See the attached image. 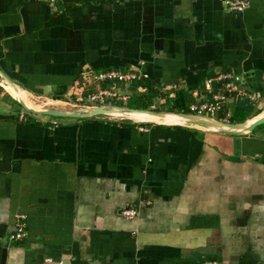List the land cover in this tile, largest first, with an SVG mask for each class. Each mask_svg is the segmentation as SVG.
<instances>
[{"label": "crops", "instance_id": "0c3cea01", "mask_svg": "<svg viewBox=\"0 0 264 264\" xmlns=\"http://www.w3.org/2000/svg\"><path fill=\"white\" fill-rule=\"evenodd\" d=\"M135 66L192 102L231 70L262 109L264 0H0V69L33 96L63 97L84 67ZM59 262L264 264V124L231 136L37 115L0 85V264Z\"/></svg>", "mask_w": 264, "mask_h": 264}, {"label": "built area", "instance_id": "2783aa9c", "mask_svg": "<svg viewBox=\"0 0 264 264\" xmlns=\"http://www.w3.org/2000/svg\"><path fill=\"white\" fill-rule=\"evenodd\" d=\"M53 3L58 0H40ZM225 7L231 11H243L248 6V0H223ZM145 75L138 67H130L126 70L102 69L96 70L84 67L72 84L67 88L60 99L65 102L82 103L83 105L115 104L117 102L127 103L131 95L132 84L135 81H143ZM264 78V76H263ZM247 77L235 74L231 70L218 71L207 77L203 82L205 95L188 105L190 113L211 116L220 120L228 121L231 111L227 108L229 104L240 98H247L260 105L262 96L251 90L247 83ZM146 87L143 84L136 86L135 91L143 92ZM198 97V94H195ZM54 98L45 100L44 103L51 105ZM160 103L165 104V97H161ZM150 109H157L154 103ZM220 116V117H219ZM53 123L56 124L55 121ZM120 214L125 218H132L137 214V209L126 204L120 209ZM14 231L10 239L22 240L25 236V215L17 214ZM59 264H64L59 262Z\"/></svg>", "mask_w": 264, "mask_h": 264}, {"label": "water", "instance_id": "95a60500", "mask_svg": "<svg viewBox=\"0 0 264 264\" xmlns=\"http://www.w3.org/2000/svg\"><path fill=\"white\" fill-rule=\"evenodd\" d=\"M4 84L10 85L18 93L24 91V89L15 83L9 76H7L0 69V85L4 88ZM5 89V88H4ZM29 93V92H28ZM36 100L38 97L33 96ZM18 104L24 108L26 111L37 114V115H49L53 117H77V118H88L93 116H103L110 118H118L130 120L134 123H152L157 125H167V126H181L188 128L202 129L206 132L221 134V135H231V136H244L253 134L254 128L259 125L264 124V106L256 114L246 118L239 122H230L220 120L211 116H205L190 112L174 111L168 109H143V108H133L129 106H119V105H77L75 103L65 102L61 100H52V105H69V109L65 108H40L34 109L27 106L20 96L14 97ZM49 99V98H47ZM57 102V103H54ZM142 115H152L159 118V120L143 119L140 118ZM168 119L173 122H166L163 119Z\"/></svg>", "mask_w": 264, "mask_h": 264}, {"label": "trees", "instance_id": "16d2710c", "mask_svg": "<svg viewBox=\"0 0 264 264\" xmlns=\"http://www.w3.org/2000/svg\"><path fill=\"white\" fill-rule=\"evenodd\" d=\"M143 84L146 87V90L143 92L135 91L136 86ZM133 92L130 95V98L127 101L129 107L133 108H150L154 102V98L158 97V90L151 81H135L132 85ZM66 90H62L60 94L65 93ZM59 95L54 96V99H60ZM192 102L191 91H188L183 88H178L174 92V97L165 96V104L163 108H157L156 110L168 109L174 111H183L189 112L188 105ZM254 101H251L247 98H240L228 105V109L231 111V116L228 121L230 122H239L243 121L246 118L252 116L253 114L258 113L261 109H255ZM241 117L240 119L237 117ZM220 117V116H219ZM127 121V120H126ZM129 121V120H128ZM179 128V127H176Z\"/></svg>", "mask_w": 264, "mask_h": 264}, {"label": "bare ground", "instance_id": "6f19581e", "mask_svg": "<svg viewBox=\"0 0 264 264\" xmlns=\"http://www.w3.org/2000/svg\"><path fill=\"white\" fill-rule=\"evenodd\" d=\"M4 88L5 90L11 94L13 97H18L20 96L21 99L23 100V102L31 107V108H34V109H40V104L37 102V100L34 99L33 95H31L30 93H28L27 91H20V93H18L16 90H14V88L10 85H7V84H4ZM54 103H57L54 101ZM140 118H143V119H152V120H159L158 117L156 116H152V115H142L140 116ZM164 121L166 122H173L171 120H168L167 118L166 119H163Z\"/></svg>", "mask_w": 264, "mask_h": 264}, {"label": "rangeland", "instance_id": "374dc122", "mask_svg": "<svg viewBox=\"0 0 264 264\" xmlns=\"http://www.w3.org/2000/svg\"><path fill=\"white\" fill-rule=\"evenodd\" d=\"M163 91H161L160 93H158L159 95H158V97H156V98H154V105L156 106V108H163L162 106H163V103H160V99H161V97L163 96H165V94L164 93H162ZM62 97V96H61ZM37 102L41 105L40 106V108H65V109H69V105H66V104H64V105H61V104H58V105H48V104H45L44 103V101L45 100H48L47 98H40V97H38L37 99ZM70 103H74L73 101L72 102H70ZM75 104H77V105H79V106H81V105H83L82 103H75ZM113 105H119V106H128V104L127 103H122V102H117V103H115V104H113ZM257 106V102H255L254 103V107H256ZM166 108V107H165ZM164 108V109H165ZM150 109V108H149ZM58 118H60V117H58ZM237 118H241V117H237Z\"/></svg>", "mask_w": 264, "mask_h": 264}]
</instances>
